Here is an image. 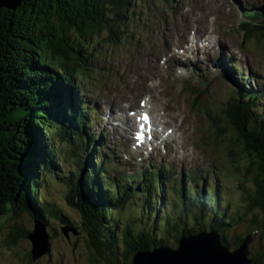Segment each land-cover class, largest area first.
<instances>
[{
	"label": "trees",
	"instance_id": "1",
	"mask_svg": "<svg viewBox=\"0 0 264 264\" xmlns=\"http://www.w3.org/2000/svg\"><path fill=\"white\" fill-rule=\"evenodd\" d=\"M137 1L140 0H24L15 10L1 8L0 231L3 223L18 213L28 214L43 222L44 214L52 213L63 221V215L44 204L39 195V179L49 182L55 176L54 171L64 158L60 143L66 147L71 145L72 151L80 147L82 151L88 152L89 144L78 145L76 138L87 134L88 130L84 127H88L91 121L84 118L86 108L84 102L78 100L80 96L76 95L75 90L74 97L65 105L57 91L67 93L68 80L76 71L87 68L86 47H89L92 39L117 41L120 36L118 29L129 24V19L135 14ZM258 12L250 14L248 11L246 15L250 20L255 17L252 19L256 20L255 23L259 20L263 24L264 10ZM249 23L243 22L242 25L249 34L261 31L264 36V26L257 30L252 29L256 27ZM257 90L264 93L263 90ZM260 92L253 89L246 91L240 86L234 94V104H229L227 110L230 139L235 141L237 151L240 149L250 160L245 177L251 176L248 180L252 185L243 187V213H239L238 209L236 213H231L227 203L220 201V204H215L211 195L207 193L205 196L214 204L216 216L215 224L208 228L219 232L226 247L230 246L225 234L243 216L250 218V222L247 231L235 239L236 247L246 238L253 242L254 234H258L260 239L264 238V115L256 110L262 97ZM97 145L101 150L102 137L98 139ZM96 150L88 159L92 165L88 175L94 172L93 180L87 183L83 179L78 183L80 179H74L80 175L78 171L68 176L70 184L78 183L70 203L74 204L78 199L79 204H74V207L81 217L80 226L87 235L85 245L99 256V259H93L92 264H100L101 261L105 264H130L140 251L169 247L170 236H174L175 243L181 236L197 233V212L202 204L205 205V200H195L194 193L188 190L183 196L185 205L178 209L180 212H176L175 203L171 207L161 196L165 219L163 222L154 220L148 230L146 226L132 228L130 225L118 231L117 226L107 223L106 219L111 221L112 209L106 208V202L114 195H107L103 189L107 187L104 182L108 180L109 187L113 183L116 185V196H120L121 190L118 182L102 176L105 174V163L97 159ZM92 159L96 160V164ZM90 187L93 191H89ZM124 193L133 195L131 188L124 190ZM148 193H153L150 184ZM183 197H178V201ZM154 199L157 204L156 195L150 200L147 198L150 204ZM210 202L207 204L210 205ZM64 221L71 225L69 221ZM202 229L209 231L206 227ZM27 234L28 231H25L20 235L13 224L9 238L10 241L13 237L26 238ZM259 238L256 237V241L259 242ZM247 260L248 264H264V246L253 255L249 252Z\"/></svg>",
	"mask_w": 264,
	"mask_h": 264
},
{
	"label": "rangeland",
	"instance_id": "2",
	"mask_svg": "<svg viewBox=\"0 0 264 264\" xmlns=\"http://www.w3.org/2000/svg\"><path fill=\"white\" fill-rule=\"evenodd\" d=\"M243 5H246L248 8L246 9ZM263 6L264 0H140L136 3V11L134 16L129 19V24L126 23V26L118 29L120 36L115 43H106L95 38L91 44L99 42L95 45L97 46L96 50L86 47L88 49L86 51L88 57H86L87 61L85 62L87 68L76 71L75 75L68 82L74 85L77 90H81V93L88 95L85 100L89 103L88 107H93V104L98 109V114L95 118L99 117L100 114L101 119L103 116L108 122L106 126H103V129L108 133L110 141H114L115 139L110 136L109 125L113 128L116 126V123L115 121L110 122L108 120V110H111L112 106L107 104H109L111 98H117V90L127 91L130 83L141 77L140 75L136 76L132 74L133 70L131 66L133 64L138 66L142 62L141 59L145 51L154 50L152 57H157V60L162 58L163 61L159 60L160 64L154 61L152 64L140 66V73L150 74L151 76L155 74L156 77L152 76V79L148 78L150 80L148 84L152 86L158 85L160 86L158 87L159 92L165 91L171 94L172 99L176 98V101L171 102V100V104L165 107L166 116H168L165 119L168 122L165 125V129L174 128V122L180 126L176 132L177 137H184V141L183 139L181 142L179 140L180 147L176 150L168 142H163L156 147L157 151L155 152L147 149L142 150L140 152L141 158L133 157L136 161L140 160V162L135 163V168L129 165V158L125 155V148L130 151L133 150L132 146L127 148L125 140L132 138L127 136L122 137L120 141L123 146L125 145V148L123 147L124 149L116 154V157L118 158L117 160H122L125 167L115 166V175H120L122 172L134 171L138 168L144 170L148 165H156L157 167L164 165L165 168H172V172L166 174L170 178L168 182L169 187L179 189L178 180L181 181L180 176L182 172L184 170H191L192 173L197 174L198 177L204 180L206 188L213 189L217 182L219 190L225 193L224 197L229 203V211L236 213L238 209L239 213H243V187L252 185V182L248 180L251 176L247 175L245 177L246 170L250 167V160L245 154L240 152V149L237 151L235 141L232 142L230 139L231 132L227 118L228 108L226 107L232 104L236 98L234 93L232 96L230 95V92L233 91L232 89H238L235 81L238 83L240 80L239 83L242 82L241 85L245 84L246 88H255L256 84L257 87H260L264 91V36L262 32L253 31L250 35H247L246 31H243L241 25L243 19L239 10L240 7L248 11L258 10ZM178 11L182 12L180 16H178ZM199 17H203L204 20H201ZM194 18L200 19L199 21L203 23L207 21L210 24L200 25ZM188 20L196 21L197 26L209 30L208 32L214 41V49L209 48L208 50V46H204L207 50L197 53V50L194 52L193 49H190L188 53L182 54L187 46L190 48L196 46V44H192L194 43L192 41V43H186L185 47L183 45L177 47L179 43L173 41L175 35L177 36L176 40L178 37L185 38L188 36L187 30L194 27V24L185 25ZM154 30L162 33L163 36H157L156 34L157 40H154L155 37H151V41H157L156 44L151 46L149 35ZM190 37L192 36L189 35L188 40ZM106 40L109 41V39ZM193 40H197V38L194 37ZM181 42L183 41L181 40ZM168 44L174 46L173 48H178V59L184 63L186 60L189 61L187 62L188 66L190 65V61L197 59L198 64H208L207 67H211L217 58V60L221 59L219 64H224L225 60L229 67L234 68L236 72H240L241 70L243 73L241 72L240 75L236 74L235 76L238 80L236 79L235 81L233 78L231 80L227 75L222 74L224 89L216 88L218 84L221 86V83H216L213 79L208 80V84L196 82L193 76L189 74L187 64L184 67L172 61L177 59V55L175 57V52L167 47L169 51L173 52V56L164 60L166 53L161 52L159 49ZM203 52H209V55L204 56ZM149 56L150 53L148 55L145 54L143 57L147 59L146 61H149ZM204 66L203 68L197 66V68L199 67L198 69L202 68L204 71H207V68H204ZM10 70L13 69L10 68ZM6 71L9 72L8 69ZM253 73L256 74L255 77H253ZM211 74L213 76L219 75L214 74V72H211ZM158 75H161V77ZM200 77H203V75H200ZM188 83L190 85H197V83L204 84H198L202 92L198 93L197 96L191 97V92L188 90L191 86ZM148 84L145 85L149 86ZM58 93L59 91H57ZM260 94H262V97L257 104L256 110L264 115V93L260 92ZM141 96L134 98L135 102L141 99ZM147 99H149V96ZM153 101L154 110L159 112L161 109H165L164 107H160V104L155 99ZM178 107L181 111L180 113L177 111ZM93 127L94 129L97 128L99 132L103 131L98 125H94ZM110 143L113 144L112 142ZM59 147L62 149L63 162L55 169V176L51 177L49 182L47 180L44 181L43 178L39 179V186L41 185L40 194H43L46 200L60 208L62 214L65 213L67 218L78 223L80 222L78 214L66 204L65 198L74 195L75 187L78 186V183H81V180L85 179L86 182L91 181L95 173L91 172L88 175L90 171L88 170L86 171V175H84L85 169H75V163L71 157L69 148L64 146L63 143ZM111 147L110 151H113L114 144ZM184 153L186 156H182ZM173 155H175L177 160H174ZM99 158L101 159V157ZM77 169L82 172V175L77 177L80 179V182L76 185L70 184L65 177L71 176L70 174L75 173ZM193 179H196L195 175H193ZM198 181L201 185V180L198 179ZM89 191H93L92 187L89 188ZM170 196L176 198L174 191L170 192ZM143 198L144 196H141L134 199V201L143 202ZM114 199L112 198L106 202V208L109 209L110 205L114 204ZM132 205L129 203L127 206ZM127 206L117 212L118 222L125 224L129 221L133 225L135 223V216L137 215L133 208H131L132 212H128ZM240 207L241 209H239ZM137 208L140 209V212L143 209L142 207ZM202 208L204 209L203 212ZM140 212H138V215ZM201 212L202 214H200ZM197 214V224L199 226L201 224L200 227L197 226V230L199 228L201 230L203 227L209 229L208 226L215 224L214 220H216V216L211 205L206 204L204 207V204H202ZM258 214L256 213L255 215ZM143 216L145 217L146 215ZM261 217L262 215L260 214ZM33 222L32 216L18 213L3 223L0 231V264H92L93 259H99L96 253L88 250L87 246H85L82 231L78 232L79 230H77L73 232L70 229L71 232H68L69 238L66 239L61 233L63 229L66 230V226L59 220L48 216L46 228L48 234L51 236L50 242H48V250L36 261H32V244L28 238H23V236H20V238L13 237L11 241L14 243H12L9 237L13 224L18 228L21 235L23 232L33 229ZM248 222H250V218L246 216H243L242 219H237L235 225L232 226L231 232H227V235L225 234L229 239V244H232L230 249L233 248L235 239L247 231ZM206 231L209 232L210 229ZM254 235L255 240L251 241L248 245L250 255H253L264 246V238L260 239L258 234ZM256 237L259 238V242L256 241ZM245 240L250 241L248 238ZM178 241L174 243V236H170L168 246L171 249H176ZM100 264L105 263L101 261Z\"/></svg>",
	"mask_w": 264,
	"mask_h": 264
},
{
	"label": "bare ground",
	"instance_id": "3",
	"mask_svg": "<svg viewBox=\"0 0 264 264\" xmlns=\"http://www.w3.org/2000/svg\"><path fill=\"white\" fill-rule=\"evenodd\" d=\"M243 6L246 9L248 8V7H246V5H243ZM249 12H250V14L253 13L252 11H249ZM178 13H179L178 16H180L182 14L181 11H178ZM257 15L258 14L256 13L255 16H257ZM199 18L201 20L203 19V17H199ZM254 18H252V19H254ZM194 19H196V18H194ZM200 19H198V18L196 19L198 24H200V25H202V24H204V25L205 24H210L207 21H205V23H203L202 21H199ZM197 23H196V21H189V20L187 21V24L185 23V25H189V24L190 25H193L194 24V27H191V28H189L187 30V33H189L188 36L189 35L192 36V37L189 38V40H188V36H186L185 38H183V37H180L179 38L178 37L177 40H176V37H177L176 35L173 37L174 38L173 41H177L179 43V45L177 47H179L181 45H183V47H185L186 43H192V41L194 42L192 44H196V46H193L191 48L187 46L186 47V50L184 52H182V54L188 53L190 51V49H193L194 52H196V50H197V53H199V51H203V50H207V49L209 50V48H213V49L215 48L214 47V43H213L214 41L212 40V37H211L210 33L208 32L209 30H205V29H203L204 27L197 26ZM253 25H254L253 27H256V28H252V29H257L258 30L259 28H261V26H264V22L262 24L261 21L257 20V22L254 23ZM197 28H199L198 31H197ZM203 30H205V31H203ZM243 31H246L247 35H250L249 32H248V29L243 28ZM187 33H186V35H187ZM260 33H261V31H260ZM156 34H157V36H163L162 33H158L155 30L152 31L150 33V35H149V42H150V45L151 46L157 43V41L156 42L151 41V37H155L154 40H157ZM194 37H196L197 40H193ZM181 40L183 42H181ZM204 46L205 47L208 46L207 49ZM166 47L169 48V49H171L172 51H174L175 52L174 56L176 57V55L178 54V51H177L178 48L177 47L173 48L174 46H170L168 44V45H164L161 49H159L161 52H165L166 53V56H164V58H165L164 60H167L168 58H172V56H173V52L169 51ZM205 52H203L204 53V56L205 55H209L208 54L209 52H207V53H205ZM148 53H150L149 61H146L147 59L144 58L143 56L145 54L148 55ZM152 55H154V50L145 51L144 54H143V56H142V59H141L142 62H140L138 64V66L135 65V64H133L131 66V68L133 70L132 74H134L136 76H139L140 75L141 77H138L136 80H134V82L130 83L129 89L127 91L119 89L116 92V93H118L117 98H111L110 99L109 104H107V105H111L112 106V109L110 110V112L112 114L110 120L114 121V119H115L116 122H119V123L123 122V127L121 129H119L118 127H116V129H117V132L120 133V134H122V135H123V133H125V136H127V134H130L131 132L136 131L135 127L141 126L142 124H148V125H150V128L152 130H154V131H151L149 134L143 132L142 129H144V128L139 129L138 132H137V134L139 135V137L137 139V145L140 146L139 148H145V144L151 140V142L153 143V147H158L159 144H162L163 142H168L170 146L172 145V147L177 150V148L180 147L179 146V140H180V142L182 141V139L184 141V137L183 136L181 138H179L176 135V132L179 130V127L180 126L176 125L175 122H174V126H173L174 128L171 127L172 129L171 128L165 129V125L168 124V122L165 120L166 117H168V116H166V108L165 107H168L171 104V102L176 101V98L174 97L172 99L171 94L170 93H166L165 91L159 92L158 91V87H160V86H158V85L152 86V85H149L148 84V82L150 81V80H148V78L149 79H152L153 77H156L155 74H152V76H153L152 77L150 74H142V73H140V66H142V65L143 66H146V64H152L154 61H157L158 62V60H160V59L157 60V57H154L153 58ZM176 58H177L176 59V62L179 65L185 64L183 61L181 63V61L178 59V55H177ZM220 61H221V59H218L217 60L218 63H220ZM204 65L205 64H201L202 67ZM181 68H183V67H181ZM211 72H213V71H211ZM225 72H227V69H222V73H225ZM240 74H241V72L238 71V75H240ZM158 76L161 77V75H158ZM197 82L207 83L208 80H206V79L204 80L203 77H200V75H199V78H197ZM201 83H197V88L198 89H197L196 92H191V97H192V94L193 93H195L196 94L195 96H197L198 93H201L202 92V90L200 89V87L198 85V84L204 85V84H201ZM145 84L146 85L148 84L149 86H146ZM220 87H222L224 89V86L222 84H221ZM255 87L257 89L261 90V88L260 87H257L256 84H255ZM250 89H253V88H250ZM142 92H143L144 96H143V94H141ZM138 96H141V99H139L137 102H135V99L134 98H136ZM148 96H149V99H147ZM153 99H155L160 104V107H164L165 109H161V111H159V112H157L156 110H154V107H153L154 101H153ZM112 103H114L116 105H114ZM121 108H124L125 111H121L120 115L117 116V112H115V110H117L119 112ZM143 109H146V111L143 112V113H146L148 115L149 119L147 121H145L143 118L142 119L140 118L141 121H136V117H140L139 116L140 115L139 113H142V110ZM177 111H178V113L181 112L180 109H179V107L177 108ZM131 113H136V116H133ZM80 127L82 128V126H80ZM157 128L160 130V133H158V131L155 132V130ZM178 135H179V133H178ZM88 137L89 138H84V136L81 135L80 137H78V139L76 138V142L78 143V145L79 144L82 145L83 143L84 144L86 143L87 145L89 144V146L90 145H94L96 139L94 137H92L91 135H88ZM186 146H187V144H186ZM173 156H174V160H177V158L175 157V155H173ZM182 156H186L185 153ZM100 163H101V161H100ZM138 188H140V187H138ZM220 242H221V244L223 246H225L222 243L221 240H220ZM231 251L233 252L234 250H231Z\"/></svg>",
	"mask_w": 264,
	"mask_h": 264
},
{
	"label": "water",
	"instance_id": "4",
	"mask_svg": "<svg viewBox=\"0 0 264 264\" xmlns=\"http://www.w3.org/2000/svg\"><path fill=\"white\" fill-rule=\"evenodd\" d=\"M24 0H0V9L15 10ZM67 236L66 231H63ZM32 244L31 259L36 261L48 250V235L43 224L34 223V229L28 234ZM245 240L233 252L225 248L216 232H199L181 237L176 249L167 247L136 253L131 264H248Z\"/></svg>",
	"mask_w": 264,
	"mask_h": 264
},
{
	"label": "snow or ice",
	"instance_id": "5",
	"mask_svg": "<svg viewBox=\"0 0 264 264\" xmlns=\"http://www.w3.org/2000/svg\"><path fill=\"white\" fill-rule=\"evenodd\" d=\"M145 121H147L149 119L148 115L147 114H144L143 117H142Z\"/></svg>",
	"mask_w": 264,
	"mask_h": 264
}]
</instances>
